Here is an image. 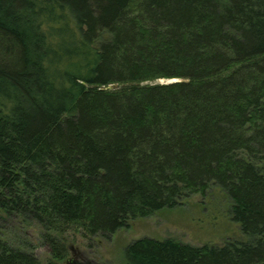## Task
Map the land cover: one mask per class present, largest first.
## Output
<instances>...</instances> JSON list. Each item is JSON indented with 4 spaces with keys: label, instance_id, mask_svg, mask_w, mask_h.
I'll return each mask as SVG.
<instances>
[{
    "label": "trees",
    "instance_id": "trees-1",
    "mask_svg": "<svg viewBox=\"0 0 264 264\" xmlns=\"http://www.w3.org/2000/svg\"><path fill=\"white\" fill-rule=\"evenodd\" d=\"M0 38V224L57 264L62 228L108 238L213 188L244 240L141 238L124 264H264V0H0ZM0 264L42 263L0 226Z\"/></svg>",
    "mask_w": 264,
    "mask_h": 264
},
{
    "label": "rangeland",
    "instance_id": "rangeland-1",
    "mask_svg": "<svg viewBox=\"0 0 264 264\" xmlns=\"http://www.w3.org/2000/svg\"><path fill=\"white\" fill-rule=\"evenodd\" d=\"M3 50L13 47L2 40ZM1 59V58H0ZM175 79H158L149 84L170 83ZM192 195L173 209H163L151 216L129 220L128 226L108 238L80 235L73 229H60L66 256L57 264H124V250L129 243L141 238L165 240L200 247L223 246L226 242L244 240L240 228L227 216L226 199L217 189ZM224 197V198H223ZM1 235L10 245L31 251L42 264L53 260L41 228L25 220L10 217L1 222Z\"/></svg>",
    "mask_w": 264,
    "mask_h": 264
}]
</instances>
